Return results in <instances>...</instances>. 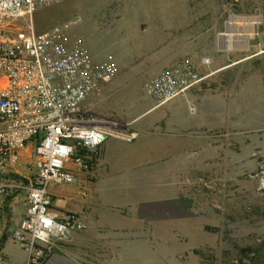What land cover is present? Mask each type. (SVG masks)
<instances>
[{
  "label": "rangeland",
  "instance_id": "rangeland-1",
  "mask_svg": "<svg viewBox=\"0 0 264 264\" xmlns=\"http://www.w3.org/2000/svg\"><path fill=\"white\" fill-rule=\"evenodd\" d=\"M141 4L143 0H64L36 12L33 26L37 34L62 27L69 46L107 58L128 51L121 46L124 38H138L137 46L143 34L163 31L171 38L165 45L174 48L173 62L164 70L186 60L209 64L217 36L227 35L223 46L237 48L232 67L201 76L199 129L189 139L184 179L197 216L183 231L194 248L189 264H264V0H174L163 11L165 19ZM148 12L151 17H145ZM251 18L252 30L244 23ZM140 54L131 60L134 68L118 71L117 83L104 95L116 104L105 110L123 120L143 113L154 99L146 90L152 73H135L149 69L137 63ZM31 149L23 152L19 167L25 177ZM24 197L16 205L15 222L26 212Z\"/></svg>",
  "mask_w": 264,
  "mask_h": 264
},
{
  "label": "crops",
  "instance_id": "crops-1",
  "mask_svg": "<svg viewBox=\"0 0 264 264\" xmlns=\"http://www.w3.org/2000/svg\"><path fill=\"white\" fill-rule=\"evenodd\" d=\"M173 1L143 0L140 6L146 11L155 10L154 17L165 19L167 13L163 11L171 9ZM219 36L209 64L194 60L201 76L208 71L222 72L233 65L232 54L237 48L228 45L234 49L222 50L228 47L223 46L227 36L223 41ZM136 39H122L121 46L128 51L117 50V56L108 58L117 63L120 74L136 66L131 60H139L140 53L142 58L137 63L149 69L135 73H152L148 80L173 62L170 61L174 48L165 45L171 38L163 31L143 34L137 46ZM134 48L139 50L136 54L131 52ZM90 56L95 64L108 57L93 53ZM116 80L104 84L101 93L84 105L94 123L110 132L102 145L87 154L93 162L92 170L84 172L73 167L74 184L49 186L52 209L61 215H79L86 227L58 241L44 264H189L194 248L189 246V235L183 229L197 215L184 179L190 162L189 139L196 138L199 129L202 83L163 106L150 99L143 113L123 120L111 109L105 110L108 104H114L104 95ZM19 197L7 200L6 211L0 214V264H25L30 256L11 237L19 223L14 221L19 212Z\"/></svg>",
  "mask_w": 264,
  "mask_h": 264
},
{
  "label": "built area",
  "instance_id": "built-area-1",
  "mask_svg": "<svg viewBox=\"0 0 264 264\" xmlns=\"http://www.w3.org/2000/svg\"><path fill=\"white\" fill-rule=\"evenodd\" d=\"M63 1L0 0V214L7 200L25 195L26 212L11 235L30 253L25 264H44L58 241L85 229L79 215L52 209L49 186L74 184L73 167L91 171L87 154L110 135L84 105L115 78L117 63L107 58L95 64L87 52L69 46L62 27L35 32L34 14ZM202 80L186 60L160 72L146 90L163 106ZM30 144L25 177L19 167Z\"/></svg>",
  "mask_w": 264,
  "mask_h": 264
},
{
  "label": "bare ground",
  "instance_id": "bare-ground-1",
  "mask_svg": "<svg viewBox=\"0 0 264 264\" xmlns=\"http://www.w3.org/2000/svg\"><path fill=\"white\" fill-rule=\"evenodd\" d=\"M234 19H235V18H234ZM235 20H237V19H235ZM248 20H249V21H248L247 23H246V22H244V23L247 24L248 26H250V27H251V30H252V28H253L252 26H253V24H254L252 20H254V19L251 18V19H248ZM245 21H246V18H245ZM229 24H230V23H229ZM233 24H234V23H233ZM231 25H232V24H231ZM236 25H237V24H236ZM234 26H235V25H234ZM234 26H233V27H234ZM251 30H250V31H251ZM245 35H246V34H245ZM249 36L252 37V34H250ZM263 185H264V182H263Z\"/></svg>",
  "mask_w": 264,
  "mask_h": 264
},
{
  "label": "water",
  "instance_id": "water-1",
  "mask_svg": "<svg viewBox=\"0 0 264 264\" xmlns=\"http://www.w3.org/2000/svg\"><path fill=\"white\" fill-rule=\"evenodd\" d=\"M226 32H228V30H226ZM227 35L226 34H221L220 36H219V39H220V41L222 40H224V38L226 37ZM231 49H234L233 47H223L222 48V50H231Z\"/></svg>",
  "mask_w": 264,
  "mask_h": 264
},
{
  "label": "trees",
  "instance_id": "trees-1",
  "mask_svg": "<svg viewBox=\"0 0 264 264\" xmlns=\"http://www.w3.org/2000/svg\"><path fill=\"white\" fill-rule=\"evenodd\" d=\"M2 210V208H0V211Z\"/></svg>",
  "mask_w": 264,
  "mask_h": 264
}]
</instances>
